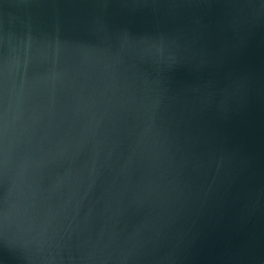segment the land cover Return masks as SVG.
Returning a JSON list of instances; mask_svg holds the SVG:
<instances>
[{"label":"water","instance_id":"obj_1","mask_svg":"<svg viewBox=\"0 0 264 264\" xmlns=\"http://www.w3.org/2000/svg\"><path fill=\"white\" fill-rule=\"evenodd\" d=\"M0 264H264V0H0Z\"/></svg>","mask_w":264,"mask_h":264}]
</instances>
